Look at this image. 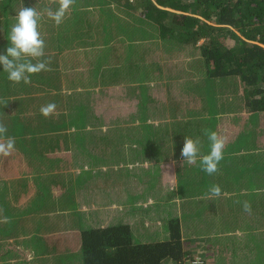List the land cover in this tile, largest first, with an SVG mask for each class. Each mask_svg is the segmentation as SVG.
<instances>
[{
    "label": "rangeland",
    "instance_id": "1",
    "mask_svg": "<svg viewBox=\"0 0 264 264\" xmlns=\"http://www.w3.org/2000/svg\"><path fill=\"white\" fill-rule=\"evenodd\" d=\"M10 1L15 2V0ZM112 1L116 2L117 0H110L109 3ZM142 1L129 0L128 9L123 8L121 3L123 0L120 1L121 4L119 3L121 6L112 4L114 17H109L105 11H102L99 0H75L59 26H56L47 15H42L38 30L41 37L44 38L42 33L44 32L49 41L45 42V55L39 59L48 62V67L51 70L32 74L30 79L40 84L34 92H42L48 86L56 105L61 101L56 100L53 91L56 89L61 92L66 87L65 92L67 93L64 102H62L66 114L56 123L47 118L40 120V115L34 120L29 119L28 108L40 109L43 104L51 100V95L38 97L33 102L29 91L34 90L31 87H36L38 84H25L23 81L14 84L7 79V73L0 66V122L8 126V119L4 120V117L10 116V125L13 126V136L6 132L0 138V142H6L8 137H13L15 144L19 145L22 151L27 152L32 158L31 160L36 163L35 173L31 175L33 177H27L22 184H18V186L13 184L14 186L11 187L5 181L1 183L0 204L6 205L9 195L12 196L11 202H14L17 199L16 194L22 190L25 192L23 197L30 198L32 195L28 186L30 180L34 186H38L40 191V194H34L31 197L32 200L22 208L14 210L13 217V213H10L6 208L7 211H4L6 215L2 216L7 217L8 220L27 221V216L49 212L55 209L59 202L61 205L65 203V200L68 205L73 207H78L83 203L90 207L91 203H88L87 200L92 198V193L97 194V204L106 203L107 200L99 201V199H111L113 195H108L111 190H115L116 193H129L128 196L126 194V197H131V199L134 197L132 193H135L136 190L141 193L146 191V194H153L152 196L156 198V205L151 206L150 211L153 212L159 208L166 216L170 217L169 201L177 189L169 188L168 195L165 196L159 195V189H157L160 187L162 169L167 164L165 159L175 158L182 161L180 151L184 137L199 140L200 153L198 156L207 154L208 149L202 145L203 140L209 144L204 130L216 132L215 116L219 109L217 95H226L229 91L233 93L236 86L238 91L240 85L234 79L227 82L218 77H208L205 74L199 48L182 45L175 41L161 40L158 25L155 22L145 23L147 21L141 19L143 17ZM11 2L0 0V7L2 5L6 12L3 14V18L0 16V27L3 32V35L0 34V53H4L10 44L8 37L11 26L15 22L14 15L19 9L13 4V9L10 11ZM35 4H38L39 8L51 6L53 10L58 7L57 4L46 5L41 2H35ZM35 4L31 1L30 5L36 8ZM44 10L37 9L38 12ZM8 13H13V16H6ZM81 13L86 18L90 17L88 23L92 25V30L101 36L100 40L99 38L94 40V45L98 44V47L92 46L86 51L75 48L72 50V54H67L69 49L64 52V47L68 43H64L67 40L63 39V36L67 35L69 31L77 32L81 30V27H84L83 18L85 17ZM74 18H76L75 22H73ZM94 18L98 21L100 19L102 29L94 22ZM108 20H110V28H108ZM128 26H139L143 30L128 32L125 29L129 28ZM36 62V60H32V63ZM73 88L74 90H72ZM234 94L235 96L238 94L242 98V93ZM202 97H205V102L210 108L208 111L203 108L204 99ZM30 100L31 105H29ZM161 102L166 105L164 110L159 107ZM227 107L229 106L223 108ZM153 109L154 112H152ZM161 110L162 113L159 112ZM14 111L17 113H13ZM246 113L244 110V116ZM259 114L263 118L259 124L264 127V113ZM24 119L27 123L26 127L23 126ZM257 119L258 117H255L254 114L247 124L244 122L241 128L237 129V141L225 144L223 159L218 165L219 169L221 163L226 162L229 154L243 149H252L250 140L246 141L244 138L257 133ZM41 123L47 131H50L51 126L59 125L63 130L61 141L51 142L46 147L40 145L39 148H36V141L33 137L37 135L39 129L37 125ZM29 136L33 140L24 142V139ZM207 146L210 147V145ZM244 156L242 154L240 157ZM263 156L264 154L261 153L259 158ZM240 157L237 156L236 160H239ZM159 159L164 160L154 163ZM38 162H43L41 166L45 173L41 172ZM172 162L169 161L168 164L174 165ZM63 166L66 168L61 173ZM192 166L193 170L187 175V178L179 177V181L180 186L186 181H191L190 186L194 194L200 189L201 193H205V197H194L196 198L194 202L199 210L197 215H204V218L207 219V228L213 233H210L208 240H205L206 245L211 249L206 252L210 264L229 262L230 257H235L239 246L243 247L242 250L255 251L256 261L260 257L259 262L263 264L264 232L256 233L255 231L236 240L228 235H233L230 230L236 228V223L224 217L228 214L239 215V212L241 213L243 210L244 201L258 202L255 193L247 192L245 194L242 191L244 187L239 185V179L245 177L241 175V172H246V170H243L237 162L224 167L215 175H208L202 171L198 157ZM56 168L61 170L57 171ZM251 171H257L256 164L251 166ZM196 176L201 178H194ZM204 176L209 185L203 178ZM193 182L197 184H193ZM213 184L220 186L222 195L208 198V190ZM152 185H154L153 189L150 188ZM261 187L258 186V188ZM9 188L12 189L8 192ZM251 188L252 186L248 189ZM2 194L7 196L6 201ZM137 197L143 198L144 196L141 194ZM164 198L167 201H162ZM119 205L117 210L125 211L121 214L122 220L128 218L127 209H133L136 206L132 203ZM171 206L173 209L176 208L172 204ZM185 206L191 207L190 203ZM261 206H264V203ZM104 214L105 212H100L91 215L90 223L84 222L83 219L82 222L87 224L85 227L87 229H82V235L84 231L93 233L95 230H100L101 227L94 226H97L96 223H101L99 219ZM153 215L158 216L156 213ZM42 216L36 221L39 223V227L45 222L44 219L48 218L45 217V214ZM213 216H223L224 218H214ZM168 217L162 219L164 227L162 226L161 237L168 235L170 238L172 230L168 226L170 221ZM259 218H261L260 215ZM148 219L151 220L149 217ZM74 221L80 222L79 220ZM199 221L204 222V219ZM113 222L115 220L111 221V223ZM122 225L123 227L129 226L125 223ZM26 226L27 224L23 227L20 225L14 227L13 223L2 222L0 233L21 235L27 232ZM103 228L111 230L115 228V225ZM238 229L240 228L238 227ZM195 230L197 231V229ZM152 231H156L158 234L160 229L157 227ZM180 233L182 236L181 227ZM224 236H228L224 240L230 242L220 240ZM132 238L133 234H130L129 239L132 240ZM164 241L167 239L162 240V242ZM151 242L154 244L160 241ZM190 245L185 243L188 248L191 247ZM182 246L184 248V242H182ZM84 252L85 250L82 251V254ZM150 254L151 252L148 251L147 256ZM185 257L191 258L192 256ZM74 259L72 258L70 263L74 264ZM164 260L162 259L161 264L170 263V258ZM256 261L251 264H258L255 263Z\"/></svg>",
    "mask_w": 264,
    "mask_h": 264
},
{
    "label": "crops",
    "instance_id": "2",
    "mask_svg": "<svg viewBox=\"0 0 264 264\" xmlns=\"http://www.w3.org/2000/svg\"><path fill=\"white\" fill-rule=\"evenodd\" d=\"M8 2H11L10 0H7ZM32 3H43L46 5L48 4V1L45 0H31ZM31 1L28 0H15V2L10 3L9 10L11 11L13 9V4L16 8L21 7H31ZM36 5V4H35ZM51 7V6H50ZM92 7V6H91ZM18 9V10H19ZM36 9L44 10L45 8H39L38 4L36 5ZM2 10V11H1ZM90 10H93V8H90ZM0 16L3 18V14H6L4 11L3 6L0 7ZM42 13L44 11H41ZM46 15V14H45ZM8 17H12L13 13H8L6 15ZM84 16V14H83ZM85 17V16H84ZM90 17L83 19L85 26V31L88 32V34L92 35L94 31L92 30V25L88 23ZM5 20V17H4ZM44 20V19H43ZM94 22L97 24L98 20L94 18ZM5 27V24H4ZM3 27V28H4ZM84 28V27H83ZM82 28V29H83ZM110 28V27H108ZM43 33V39L45 42L49 41V38ZM0 34L3 35V32L0 27ZM1 37V36H0ZM97 39V38H96ZM1 41V39H0ZM90 45L89 47H98V44L94 45V40H89ZM3 43V39H2ZM69 49V52L67 54H72V50H75V48H68L67 45L64 47V52H67ZM81 49V48H80ZM54 55V54H53ZM50 57V56H49ZM87 71V70H86ZM85 72V71H83ZM66 85V84H65ZM66 89V87H65ZM65 89H63L61 92H58L56 89L53 91L54 96L56 97V100L59 99L61 101L58 102V105H56L53 97L52 92H49L50 88L46 87L44 91L42 92H34L35 90H30L29 93L32 95L31 99L34 102L35 99L38 97H44L48 94L51 95V100L48 103L43 104L42 106H45L49 103H54L56 105L55 111L53 114H51L48 117H45L41 114L40 109L35 110L33 108H28V114L30 116V120L36 119L38 115H40V120H43L44 118H47L53 122H57L60 120V118L66 114L65 107L62 104L64 102V97L67 92H65ZM113 89V88H112ZM74 90V88L72 89ZM235 90L233 93L230 91L226 95L219 96L217 95L218 101L217 105L219 107L218 111L216 112V132L219 133V135L224 139L225 136V144H230L229 142L237 141L238 133L237 129L241 128V125L245 122L246 124L251 119V117L255 114V117H258L256 127H257V133L252 135H247L244 140H250L251 142V148L247 150L242 151H235L236 153L229 154L226 162H222L220 169L218 172H220L224 167L228 165H233L239 162V165L243 170H246V172H241V175H244L245 177L240 178V184L244 188H242V191L247 194L249 192L250 194H254L258 200L257 203H251L250 205L252 209L249 212H245L244 210L239 212V215L235 214H228L224 217H226L228 220H233V223H236V228L233 230H230V233L233 235L228 234L230 237L234 239H242L246 235H249L250 233H253L256 231V233H262L264 232V206H261L262 203H264V156L262 158H259V155L262 153L264 154V127H261L259 124V121H262L263 118L259 116V113H264V111L260 112H250L247 111L246 108H244V104L242 103L241 99L237 98L238 94L235 96ZM237 93H242V88L240 86V90L237 91ZM227 96H229L227 100ZM30 97V96H29ZM238 99V100H237ZM224 101H227L223 104ZM21 103V101H20ZM27 103V102H26ZM32 102L30 100L31 105ZM228 105L229 107L223 108L224 106L221 105ZM205 105V104H204ZM41 106V107H42ZM21 108V107H20ZM210 108L207 107L206 110L208 111ZM246 111V115L244 116L243 111ZM13 113H17V111H14ZM207 113V112H206ZM244 116V117H243ZM261 117V118H260ZM10 116H5L4 120H7V129L8 133L13 136V126L10 125ZM43 123V122H42ZM38 124L39 129L37 131V135L33 137V139L36 141V148H39L40 145H43L44 147L48 146L51 142H57L61 141L63 130L59 125L51 126L50 131H47L44 129L43 124ZM23 126L26 127L27 123L25 119L23 120ZM261 127V128H260ZM254 128V127H252ZM46 132H49V134H46ZM28 135V134H26ZM31 136L26 137L24 139V142L33 140ZM53 140V141H52ZM5 142V141H2ZM205 140H203V147L208 149V152L210 151V147L208 142L206 143ZM224 153V152H223ZM245 155L244 157H240L241 155ZM3 155H0V157ZM237 156H239V160H236ZM5 157V156H3ZM200 158V156H198ZM5 161H0V185L3 181L7 182V185H11V187L18 186V184H22L24 180L28 178H31L33 173H35L36 163L33 162L28 155L27 152H24L21 150L20 146L15 144V149L11 153V155L5 157ZM169 161H175L176 163L174 165L168 164ZM242 161V165H241ZM160 162L158 160L154 161V163ZM246 162V163H245ZM41 163L38 162L37 164L41 168V172L43 173V167L41 166ZM166 163L162 169V173L160 175L161 183L159 184V195H168L167 191L172 188H176V193L173 195L171 201H169V214L170 217L166 216L163 211H161L159 208L155 209L153 212L150 211V207L153 205H156V198H154L153 194H146V191L144 193H141L139 190H136L135 193L132 194L134 197L131 199V197H126L125 193H116L115 190H111L108 192V195H113L111 199H99V201L107 200L106 203L97 204L96 203V193H92V198H88L87 202L91 203V206H87L86 204H82L78 207H73L71 205H68L65 198V203L61 205L57 204L55 209L46 212L41 213L39 215L33 214L30 216H27V221H21L17 222L15 220H8V222L13 223L14 227H17V225L23 227L27 224V232L22 233L21 235H3L0 233V264H72L70 261L72 258H75L74 264H97L98 258H100V254L97 251L96 253H92L91 249L88 247H84V241L82 236V231L86 230L87 223H90L91 221V215L98 214L100 212H105L104 215H102L99 219V222L96 223L97 226L94 227H110L111 225H115V227H121L123 228V223L129 225L128 226V236L130 234H133L132 240L129 239V237H121L117 241L120 244L109 246L108 253L110 255H113V257H120L123 258V255L115 256L117 253V248L124 246L128 251H130V248L133 249V257H140L141 255H145V252L143 253L140 251V245L141 244H147L152 243L151 241H162V240H169V236L167 235L164 237H161L162 234V226L164 227L163 218L168 217L169 219H172V217H175L179 220L181 232H182V242H184V250L185 255L189 254L191 256H201L205 258V260L210 264V261L208 260L206 256V252L210 249V246L206 245V241L208 240V236L213 234L210 232L207 228L206 221L207 219L204 218V215H197L198 209L196 202V198L194 197H205V193H201L202 191L198 190L196 193H192L191 189V181H186L182 183L180 186L179 177L187 178V175L190 174L193 170L192 165H188L186 162H182L175 158H169L166 159ZM256 164L257 165V171H251V166ZM65 166L62 167V170L60 168H56L57 171L61 170V173L63 170H65ZM39 169V168H38ZM170 170V171H169ZM182 172H179V171ZM217 172V173H218ZM45 173V172H44ZM215 173V174H217ZM214 174V175H215ZM42 176V175H41ZM150 178V177H149ZM196 179H200L201 177H194ZM207 182L208 180L206 177H203ZM189 180V179H188ZM249 182V183H248ZM237 183V182H236ZM14 184V185H13ZM193 184H197L196 182H193ZM209 185V182H208ZM30 187V194L31 197L34 194H40V191L38 189V186L34 183H31V180L29 182ZM154 185H152L150 188H152ZM158 186V185H155ZM250 186H252L251 189H248ZM258 186H262L261 188H258ZM12 188H9L8 192ZM153 189V188H152ZM61 190V189H60ZM58 190V191H60ZM181 190V191H180ZM39 191V192H37ZM29 192V191H28ZM182 192V194H181ZM25 192L22 190L19 193H17V199L14 200V202H11L12 196L9 195L8 199L7 196L3 195L4 200L6 201V205L0 204V220H3L4 211H8L10 213H13L12 217L14 216V210H17L19 208H22L23 205H25L28 201L32 200L30 198L23 197ZM80 194V193H79ZM143 194V198H138L137 196ZM95 195V197H93ZM129 193L127 194V196ZM60 198V197H59ZM205 199V198H204ZM167 201L166 198L162 199V201ZM128 201V202H126ZM8 202V203H7ZM136 204L133 209L128 208V215L126 220H122V213H125L124 210H117V206L119 204L123 205H130V204ZM190 203V208H187L185 205ZM171 204L175 206L176 208H172ZM98 205H104V206H98ZM200 205V202H199ZM120 206V205H119ZM7 208V209H6ZM124 208V207H123ZM122 208V209H123ZM110 210V211H108ZM253 210V212H252ZM74 211V212H72ZM256 211V213H255ZM153 213L158 214L156 217L153 215ZM45 214V218L43 222V225L39 227V223L36 222L37 220L41 219ZM54 215V216H53ZM261 216V218L258 219V216ZM53 216V218H52ZM185 216V217H184ZM148 217L151 219L149 220ZM153 217L155 218L153 220ZM214 218H224L223 216L215 217ZM49 218H52L51 220H47ZM79 220V223H76L74 220ZM204 219V222H201L199 220ZM84 219V222L82 220ZM111 223V221H114ZM47 221V222H46ZM126 221V222H123ZM154 221V223H153ZM200 222V225H199ZM17 224V225H16ZM0 226H2V222L0 221ZM160 229V232L152 231L155 229ZM199 227V228H198ZM238 227L240 229H238ZM85 228V229H84ZM126 228V227H125ZM83 229V230H82ZM197 229V231L195 230ZM187 232V234H186ZM228 236H224L220 238V240L227 239ZM113 240V239H112ZM111 240V242H112ZM229 240H224L223 242H228ZM241 241V240H240ZM222 242V241H221ZM230 242V241H229ZM186 244H191L190 248L185 246ZM20 246V248H19ZM122 248V247H121ZM207 250H206V249ZM242 246L237 247V251L235 252V257H230L229 262H222L220 264H251L253 261H256L255 258V251H248V250H242ZM137 249V250H136ZM85 250V252L82 254V251ZM73 255V257H72ZM112 257V258H113ZM228 257V256H227ZM102 259V258H101ZM139 259V258H138ZM264 259V258H263ZM166 260V259H165ZM164 260V261H165ZM175 259L170 258L169 262L174 261ZM260 257L255 263L261 264ZM248 262V263H247ZM263 262V261H261ZM162 263V260L160 264ZM264 264V262H263Z\"/></svg>",
    "mask_w": 264,
    "mask_h": 264
},
{
    "label": "trees",
    "instance_id": "3",
    "mask_svg": "<svg viewBox=\"0 0 264 264\" xmlns=\"http://www.w3.org/2000/svg\"><path fill=\"white\" fill-rule=\"evenodd\" d=\"M109 1L99 0L102 11L109 17H114L112 4L121 6L122 3L123 8L128 9L129 0H123L121 3V0L111 3ZM142 5L141 19L147 21L145 23L155 22L158 25L161 40L199 48L208 77H218L227 82L234 79L242 88V98H237L243 101L244 108L252 113L264 111V0H143ZM81 15L83 16V13ZM75 20L76 18L73 22ZM98 25L102 29L100 19ZM85 26L86 24L83 29L81 27L77 32L69 31L63 36V39L67 40L64 43H68V48H81L80 50L86 51L90 45L89 40H100V34L95 31L92 35L88 34ZM125 29L128 32L143 30L139 26ZM31 83L37 82L31 80ZM37 84L31 89L36 91L40 85ZM228 97L227 100L230 99ZM202 98L205 104L203 108L206 110L208 105L205 97ZM159 107L164 110L166 105L161 102ZM162 110L159 112L162 113ZM5 160V157H0V161ZM161 160L164 159H159ZM168 226L172 230L170 239L154 244H141L139 249L145 252V255L137 258L133 257V249L128 251L124 246L118 247L115 254L123 255V258L113 257L108 253L109 246L120 244L114 240L129 237L128 227H115L111 230L101 228L93 233L84 231V247L91 249L92 253L99 252L101 257L98 258L97 264H160L162 259L167 258L175 259L174 261L183 260L189 254L185 255L182 246L179 220L170 219ZM148 251L151 254L147 256Z\"/></svg>",
    "mask_w": 264,
    "mask_h": 264
},
{
    "label": "clouds",
    "instance_id": "4",
    "mask_svg": "<svg viewBox=\"0 0 264 264\" xmlns=\"http://www.w3.org/2000/svg\"><path fill=\"white\" fill-rule=\"evenodd\" d=\"M75 0H48V4H57L58 7L53 10L46 7L44 12H38L35 7H21L14 15L15 22L11 26L8 40L9 46L4 53H0V66L7 73V79L14 84L23 81L25 84L31 83V75L41 71H50L48 62L39 58L45 55V41L38 30L39 21L42 15L46 14L48 18L59 26L70 7ZM36 60V63H32ZM56 105L49 103L40 108L43 116L48 117L55 111ZM8 131L7 126L0 122V138ZM208 137L210 151L200 157V167L208 175H213L219 171V163L223 159V150L225 147L224 139L215 131L204 130ZM15 149V139L8 137L6 142H0V155L5 157L11 155ZM200 153L199 140L190 137H184L183 146L180 151L182 162L188 165L195 164ZM175 164L176 162L173 161ZM222 190L219 185L213 184L207 193L208 198L220 197ZM243 210L249 212L251 205L248 201L243 202ZM7 223L8 218L3 221ZM192 264H202L199 257H196Z\"/></svg>",
    "mask_w": 264,
    "mask_h": 264
},
{
    "label": "built area",
    "instance_id": "5",
    "mask_svg": "<svg viewBox=\"0 0 264 264\" xmlns=\"http://www.w3.org/2000/svg\"><path fill=\"white\" fill-rule=\"evenodd\" d=\"M196 257H199V259L201 260L202 264H207L205 258L201 257V256H192L191 258H183V260H177V261H172L170 263H167V264H192L193 260L196 258Z\"/></svg>",
    "mask_w": 264,
    "mask_h": 264
}]
</instances>
